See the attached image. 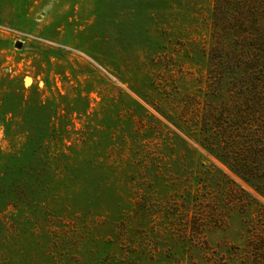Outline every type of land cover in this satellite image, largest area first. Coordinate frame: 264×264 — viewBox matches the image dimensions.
I'll return each mask as SVG.
<instances>
[{
    "label": "rangeland",
    "instance_id": "1",
    "mask_svg": "<svg viewBox=\"0 0 264 264\" xmlns=\"http://www.w3.org/2000/svg\"><path fill=\"white\" fill-rule=\"evenodd\" d=\"M263 67L264 0H0V264H264Z\"/></svg>",
    "mask_w": 264,
    "mask_h": 264
},
{
    "label": "trees",
    "instance_id": "2",
    "mask_svg": "<svg viewBox=\"0 0 264 264\" xmlns=\"http://www.w3.org/2000/svg\"><path fill=\"white\" fill-rule=\"evenodd\" d=\"M224 71L226 70L224 69ZM238 71L240 73L242 72V75L243 73L246 72L245 69H243V67H239L235 72ZM227 72L230 73L231 71H227ZM249 75H251V73H249ZM243 108H244L243 104L239 101L235 107H232L231 105H226L225 111L222 113V117L224 116L226 118V122L228 124L230 122L237 124L236 125L237 127L234 128L235 131L237 130L239 132H243V130L252 129V125H250L251 123L249 124V122L252 121V119L255 117H253L254 115L252 113L246 112ZM200 129L201 130L198 131V133L197 132L195 133L199 145L210 155L218 159L221 163H223L230 170H232L235 174L247 180L246 177H244V175L242 174L244 168L243 166L246 167V165H244L240 160L239 152L233 149V147L227 142L222 141L219 137L220 134L217 133L216 135H214L212 131L205 130L202 128ZM182 130L184 131V129ZM212 135L216 137H213Z\"/></svg>",
    "mask_w": 264,
    "mask_h": 264
},
{
    "label": "water",
    "instance_id": "3",
    "mask_svg": "<svg viewBox=\"0 0 264 264\" xmlns=\"http://www.w3.org/2000/svg\"><path fill=\"white\" fill-rule=\"evenodd\" d=\"M18 48H21L23 46V44L21 42L17 43L16 45Z\"/></svg>",
    "mask_w": 264,
    "mask_h": 264
}]
</instances>
